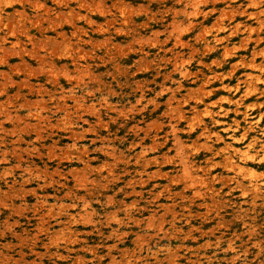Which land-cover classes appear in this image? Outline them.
<instances>
[{
    "label": "rangeland",
    "instance_id": "374dc122",
    "mask_svg": "<svg viewBox=\"0 0 264 264\" xmlns=\"http://www.w3.org/2000/svg\"><path fill=\"white\" fill-rule=\"evenodd\" d=\"M0 15V264H264V0Z\"/></svg>",
    "mask_w": 264,
    "mask_h": 264
},
{
    "label": "bare ground",
    "instance_id": "6f19581e",
    "mask_svg": "<svg viewBox=\"0 0 264 264\" xmlns=\"http://www.w3.org/2000/svg\"><path fill=\"white\" fill-rule=\"evenodd\" d=\"M14 1V0H13ZM36 8V7H35ZM0 17H1V15H0ZM1 19V18H0ZM1 22V21H0ZM37 24V23H36ZM5 27H6V25H5ZM26 30V29H25ZM13 32V30L9 27V28H7V32H5V35H9V34H11ZM23 32H24V30H23ZM26 32V31H25ZM44 29L43 28H41V33H40V36L41 37H44ZM1 34V33H0ZM14 34V33H13ZM27 35H29L28 33H27ZM30 36V35H29ZM31 37H33V38H36V36L35 35H33V36H31ZM5 41V38H4V40H3V42ZM4 45V43L2 44V46ZM11 50V49H10ZM6 52V51H5ZM9 53V52H8ZM6 54H7V52H6ZM13 54V53H12ZM5 55V54H4ZM40 56V55H39ZM38 57V56H37ZM44 57V56H43ZM4 58V57H3ZM23 59V58H22ZM41 59H42V57H41ZM1 60H2V58H1ZM7 61V60H6ZM42 61V60H41ZM253 61V60H252ZM41 63H43V62H41ZM254 65V64H253ZM3 74V73H2ZM1 75V74H0ZM1 77H2V75H1ZM7 81H8V78L6 79ZM4 81V83H6L7 81ZM25 85V84H24ZM55 92V91H54ZM60 96V95H59ZM61 96H63V95H61ZM60 96V101L62 100V101H66L65 100V98L64 97H61ZM51 98L52 97H56V96H52V94H51V96H50ZM58 99V98H57ZM25 102H26V99L24 100ZM236 103V102H235ZM239 103V102H238ZM56 105H57V103H56ZM21 106V105H20ZM238 106V105H237ZM57 108H62V110H63V108L67 111V110H69V107L67 106V103L66 102H62V103H59L58 105H57ZM3 109L1 108V106H0V112L2 111ZM64 110V111H65ZM245 110H243V112H244ZM3 113H5V117L7 118H10V119H14L13 118V115H12V112L10 111V110H3ZM16 113H17V111L15 112V115H16ZM183 114V113H182ZM184 116V115H183ZM242 117V116H241ZM242 119V118H241ZM244 120H245V123H247V119H246V116L244 117ZM42 123V122H41ZM249 123V127L248 126H246L245 127V130H249V129H251L252 128V123H250V122H248ZM0 124H2V123H0ZM3 125V124H2ZM1 125V126H2ZM27 126V125H26ZM242 127V126H241ZM249 128V129H248ZM36 129V128H35ZM237 129V128H236ZM253 129V128H252ZM41 130V129H40ZM233 131V130H232ZM243 131V130H242ZM204 133V132H203ZM259 133V132H258ZM264 134V133H263ZM21 135V134H20ZM75 135V134H74ZM209 136V135H208ZM243 136V135H242ZM78 137H79V135H78ZM218 137V136H217ZM216 137V138H217ZM2 138V137H1ZM36 138V137H35ZM34 138V139H35ZM39 138H41V137H39ZM76 138V137H75ZM80 138V137H79ZM78 138V139H79ZM210 139V138H209ZM220 139H221V137H220ZM237 139V138H236ZM242 139V138H241ZM37 140V139H36ZM75 140V139H74ZM253 140H254V142H252L251 144H250V146L248 147L249 149H250V147L252 148L253 147V145L255 144V143H257L256 141H258V137L257 136H254L253 137ZM13 141V140H12ZM233 141H234V139H233ZM14 142V141H13ZM157 142V141H156ZM217 142V141H216ZM207 144V143H206ZM244 145V144H243ZM246 145V144H245ZM259 145H260V143H259ZM228 146V148L229 149H232V150H236V149H234V147H233V145L232 144H228L227 145ZM242 146V145H241ZM12 147H14V146H12ZM15 147H17V145L15 146ZM14 147V148H15ZM212 147V146H211ZM214 147V146H213ZM262 150L264 149V144H262ZM18 148V147H17ZM227 148V149H228ZM258 148V147H257ZM211 149V151H212V148H210ZM209 149V150H210ZM218 149V148H217ZM224 149H226V148H224ZM249 149H248V151H249ZM259 149V148H258ZM222 150H223V148H222ZM257 150V149H256ZM260 150V149H259ZM220 151V150H219ZM224 151V150H223ZM246 152V157H251V158H253L252 156H249V152ZM214 152V151H213ZM240 152H241V150H240ZM239 152V153H240ZM242 152H244V151H242ZM216 153H218V152H216ZM13 154V153H12ZM238 155V154H237ZM213 156V155H212ZM227 156V155H226ZM262 156V155H261ZM238 157V156H237ZM239 157H241V156H239ZM227 158H229V156L227 157ZM247 159V158H246ZM256 159V158H255ZM89 160V159H88ZM239 160H240V158H239ZM250 160V159H249ZM212 161V160H211ZM232 161V160H231ZM241 161V160H240ZM229 164V163H228ZM231 165V164H230ZM242 167H244V166H242ZM193 168V167H192ZM241 168V165L239 164V163H236L235 162V165H233L232 166V169L233 170H236V169H240ZM245 168V167H244ZM244 170V169H243ZM203 171V170H202ZM205 171V170H204ZM29 172H30V170H29ZM23 173V172H22ZM31 173V172H30ZM244 173V172H243ZM240 174V173H239ZM101 176V175H100ZM202 177V176H201ZM200 177V178H201ZM100 178V177H99ZM211 178H212V176H211ZM222 178V177H221ZM241 178H244V177H241ZM226 179H227V177H226ZM248 180V179H247ZM215 181V180H214ZM248 182V181H247ZM246 182V183H247ZM256 182V181H255ZM226 183V182H225ZM235 183V182H234ZM251 183V182H250ZM254 184V183H253ZM235 185V184H234ZM66 186V185H65ZM252 186V190H254L253 192H252V194L253 193H255L256 192V195L255 196H258L259 194H261V189H260V186L259 185H257V184H254V185H251ZM237 187H239L242 191L241 192H245L246 193V191L248 190L249 191V189L248 188H250L249 186H245L244 185V183H241V181L240 182H238L237 183ZM230 189H232L231 187H229ZM251 190V191H252ZM248 191H247V193H248ZM196 192V191H195ZM70 194V193H69ZM184 194V193H183ZM254 196V197H255ZM256 198V197H255ZM263 198H264V196H263ZM252 199V198H251ZM256 203V202H255ZM263 203V202H262ZM86 205V204H85ZM250 205V204H249ZM184 208V207H183ZM67 212V211H66ZM79 214V213H78ZM174 214V213H173ZM70 216V215H69ZM72 216V215H71ZM70 216V217H71ZM72 219V218H71ZM44 220V219H43ZM71 222H72V220L71 221H69L68 220V224H71ZM45 230H46V232H48V228H45ZM6 260V259H5ZM10 261H11V259H10ZM13 261V260H12Z\"/></svg>",
    "mask_w": 264,
    "mask_h": 264
}]
</instances>
